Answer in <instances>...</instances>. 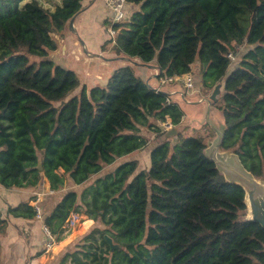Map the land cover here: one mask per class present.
I'll use <instances>...</instances> for the list:
<instances>
[{
	"label": "trees",
	"instance_id": "trees-1",
	"mask_svg": "<svg viewBox=\"0 0 264 264\" xmlns=\"http://www.w3.org/2000/svg\"><path fill=\"white\" fill-rule=\"evenodd\" d=\"M84 1L62 0L51 10L39 0H0V186L82 188L57 198L48 213L43 202L45 222L58 240L72 214L105 228L87 232L57 264H264V229L245 219L243 188L205 154L216 135L209 125L160 142L161 124L178 127L185 112L135 67L88 89L49 58L54 35ZM126 1L140 7L113 25L116 52L156 61L160 79L197 75V65L205 90L222 84L213 104L226 125L221 150L264 178V0ZM236 46L247 50L231 70ZM143 128L158 137L149 169L137 172L132 159L100 175L149 146ZM31 200L0 211V233L11 218L35 219Z\"/></svg>",
	"mask_w": 264,
	"mask_h": 264
},
{
	"label": "crops",
	"instance_id": "crops-1",
	"mask_svg": "<svg viewBox=\"0 0 264 264\" xmlns=\"http://www.w3.org/2000/svg\"><path fill=\"white\" fill-rule=\"evenodd\" d=\"M61 2L62 0H50V4L54 7L61 4ZM83 5L81 12L71 18L63 34L54 35L58 48L49 52V58L57 65L75 71L81 82V87L86 85L88 89H91L97 85H106L109 77L117 69L128 64L125 60L129 58L117 53L114 43L110 41L109 28L114 24V13L105 1L85 0ZM139 7L140 5L128 3L126 9L133 14ZM72 20L73 22H71ZM132 61L136 66L138 65L135 67L138 75L150 86H156L154 83L159 80V68L156 61L149 64H144L138 59H132ZM162 89L167 93L184 91L185 95L191 98L203 94L201 83L194 92L197 94L193 93L192 95H189V92L180 83L166 84ZM221 91H223V86ZM180 104L185 112L183 121L186 123H184V126L192 125V130L201 129L199 121L190 117L192 111H194L195 117L201 113L195 111L198 105ZM211 119L219 124L222 129V122L217 115L213 114ZM203 123L204 121L201 122V124ZM141 134L146 136L143 132ZM153 134L155 135V133ZM150 138H152V135H150ZM154 145L155 142L149 146V153ZM2 190V193L7 194L6 196H12L15 191L21 192L20 200L15 205L25 201L28 196H32L36 192L35 188L7 190L2 187ZM49 191L50 188L47 189V194ZM0 200H2L1 197ZM57 202L51 206L50 210ZM11 220L17 227H9L5 232L0 233V249H2V253L4 252L3 257H0V264H51L46 258L49 252L45 250V236L39 227L41 223L36 219L13 218ZM89 222H92V220H89ZM39 253L41 255L37 256Z\"/></svg>",
	"mask_w": 264,
	"mask_h": 264
},
{
	"label": "water",
	"instance_id": "water-1",
	"mask_svg": "<svg viewBox=\"0 0 264 264\" xmlns=\"http://www.w3.org/2000/svg\"><path fill=\"white\" fill-rule=\"evenodd\" d=\"M71 22H73V20ZM221 88L222 84H218L209 97L198 95L195 98L187 97L184 91L170 93L165 92L163 89H159L158 91L168 95L172 100L179 104L187 103L192 105H201L203 107L201 113L199 114L200 128L204 125H209L216 134L214 138H207L206 143L208 147L205 150V154L210 160L215 162L218 169L228 182L235 183L243 188L245 192V203L247 205L245 219L247 221H253L260 224L264 229V178L261 179L255 177L243 166L239 157L232 151L221 150L226 125L222 113L213 106L222 92ZM180 106L182 107L181 104ZM213 114L219 117L223 125L222 129L219 124L212 121L211 117ZM203 121L204 123L201 124ZM180 126L181 125H179V127ZM179 127H172L167 130L159 139L160 142H164L169 137L172 138L176 136L179 132ZM38 168L42 170L41 162L39 163ZM106 239L112 250H115L118 247L113 243L109 236H106Z\"/></svg>",
	"mask_w": 264,
	"mask_h": 264
},
{
	"label": "rangeland",
	"instance_id": "rangeland-1",
	"mask_svg": "<svg viewBox=\"0 0 264 264\" xmlns=\"http://www.w3.org/2000/svg\"><path fill=\"white\" fill-rule=\"evenodd\" d=\"M39 1L46 8H50L51 10H54L55 7H54V5L50 4V0H39ZM53 1H56V0H53ZM246 50L247 49L245 47H243V46L240 47V48L236 46V49L232 50L233 52L237 53L238 57H237L236 62H234L232 64L231 70L238 66V63H239L242 55L246 52ZM125 61H126V63L132 65L133 67H137L138 66V65L136 66L134 64V61H132L131 58H129V59L125 60ZM194 67L196 69L195 71H197V73H196L197 75H192L191 74L192 77H193L194 92H195L197 86L199 85V83H201V87H202L201 92L203 93L202 96L209 97L212 94L213 90L208 91V90L204 89L203 82H202V76L198 72V67H197V65L194 66ZM160 80H161L160 78H159V80H156L154 85L158 86ZM194 92H192V93L189 92V95H192ZM194 94H197V93H194ZM196 107L197 108H196L195 111L201 112L202 109H203V107L201 105H198ZM190 113H191L190 117H193V119H196L197 121H199V118H200L199 115H197L195 117L194 111H192ZM191 120H192V118H191ZM184 123H186V122L182 121V125L180 127L178 126L179 127V131H181L182 133L190 134L191 131H192V128H191L192 125L191 126H184ZM142 132L146 135L145 137L149 140V142H150L149 146L157 141V139H158L157 135L156 134L154 135L153 134L154 132L152 133V131H150L148 128H143ZM208 133L209 132L205 131V134H208ZM150 135H152V138H150ZM149 146L147 148H145L144 150L135 152V153H133V154H131L129 156H126V157H124L122 159H119L114 165L106 166L104 168V170L100 173V175H103V174H106L108 172H111L112 170L115 169V167H117L123 161L132 160V159H136L138 161V163H139V167H138L137 172H140L141 170H144V169H149V167H150V155H149V151H148ZM49 188H50L49 182H45L44 186L36 187L35 188V190H36L35 194L32 195V196H28L26 200H29V199L33 200L36 197V193L37 192L45 194V196H43V200H44L45 209L47 208L46 211L48 213L50 208H51V206L53 204H55V202L57 201V198H60L62 195H64L69 190H76V191L80 192L81 189H82L81 187H76V186L70 185V183L68 182L67 185L64 188L60 189V191H58L55 195L54 194L50 195L49 193L47 194V192H46L47 189H49ZM6 195L3 193V197L1 198L2 200H0L1 201V203H0V211L2 213L5 212L6 206H10V205L14 206L17 202H19L20 196L22 194L19 191H15V193H13L12 196H6ZM30 204H31V202H30ZM11 219H13V218H11ZM11 219L8 220V223H9L8 228L9 227H11V228L17 227L16 224H13ZM89 220H91V219H88L87 216H85V215L72 214L70 216L69 220L67 221V223L64 226V232H62L59 235V240H58V243H57L56 247L52 251H49V254L46 255V258L51 262V264L52 263L53 264H57V262H59L60 257H62V255L65 252L74 250L76 248V245L80 242V240L83 237V235H85L87 232H90L95 227H100L102 229L105 228L100 223L95 222L94 220H92V222H89ZM39 227L42 230L40 224H39ZM3 253H2V249H0V257L1 256L3 257Z\"/></svg>",
	"mask_w": 264,
	"mask_h": 264
},
{
	"label": "built area",
	"instance_id": "built-area-1",
	"mask_svg": "<svg viewBox=\"0 0 264 264\" xmlns=\"http://www.w3.org/2000/svg\"><path fill=\"white\" fill-rule=\"evenodd\" d=\"M106 5L113 11L114 16H113V23H125L129 20V13L126 9L128 2L126 0H104ZM113 24V25H114ZM113 25L109 28V34L112 39L115 38L117 31L113 28ZM115 41H113L114 43ZM237 53L231 52L229 54V58L232 61H235L237 59ZM173 83H180L182 84L186 91L188 92H194V86H193V77L191 74H185V75H174L170 77H165L161 78L159 85L154 86L151 88L155 89L158 91L159 89H162L164 85L166 84H173ZM162 127L164 128L165 131L171 129L173 125L171 122L167 123H162ZM2 186H0V197H3L2 193ZM56 191L51 190L49 191L50 195L55 194ZM43 196L44 194L42 193H37L36 197L31 201V205L34 208L35 211V219L41 223V228L43 231V234L45 236V250L46 251H52L57 243L58 239L57 237L52 233L50 227L47 225L45 222V216H44V205H43Z\"/></svg>",
	"mask_w": 264,
	"mask_h": 264
}]
</instances>
